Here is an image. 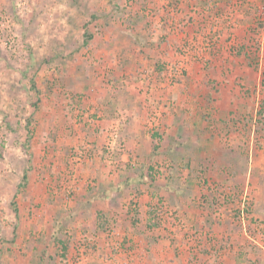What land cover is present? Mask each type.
Wrapping results in <instances>:
<instances>
[{"label":"rangeland","instance_id":"obj_1","mask_svg":"<svg viewBox=\"0 0 264 264\" xmlns=\"http://www.w3.org/2000/svg\"><path fill=\"white\" fill-rule=\"evenodd\" d=\"M251 3L258 9L250 26L257 31V43L242 54L256 72L252 86L242 75L231 82L227 79V72L238 74L240 67H229L228 59L219 62L218 31L215 37L187 36L168 56L135 46V53L160 61L156 68L144 65L125 75L134 81L137 103L148 109L145 132L158 134L159 144L134 145L122 137L123 115H116L119 120L99 131L98 98L114 100L117 80L114 75H105L102 83L97 79L94 49L98 45L111 49L109 42L118 40L121 27L131 32L125 41L136 42L133 32L141 28L145 39L149 31L160 40L154 6L146 10L138 0H0V264H118L122 252L128 253L131 264H264V218L253 210V188L259 185L264 197V170H252L251 176L248 170L252 159L264 156V26L259 24L264 25V0ZM138 9L143 18L136 17ZM234 24L227 26L232 30ZM231 38L226 54H220L226 58L238 55L235 48L241 47L236 34L230 32L228 41ZM80 86L89 89L80 90ZM178 87L181 93L184 89L195 92L188 101L200 111L198 121L206 125L203 140L207 144L194 141L183 147L198 151L203 157L198 163L193 153L174 155L173 160L160 157V138L169 132L160 118L164 108L176 106L173 94ZM224 96L234 101H223ZM145 169L150 176L144 191L115 190L128 172L140 176ZM98 170L103 174H97ZM216 171L226 176L223 181L216 178ZM177 173H183L177 177L185 187L190 184L187 179L196 180L198 204L209 201L213 224L205 238H192L194 232L183 213L171 206V198L159 195L156 186L174 181L171 176ZM104 186L114 187L111 201L125 207L117 212L131 226L125 230L100 211L98 228L80 230L74 205L80 192L93 195ZM145 192L156 197L151 209L144 208L143 202L140 205ZM213 198L220 205L219 213ZM245 206L249 210L237 213ZM147 210L157 212L152 216V222L159 221L155 228H147ZM228 218L236 231L221 235L220 223ZM116 230L126 235L111 246L94 236L100 231L118 236ZM176 240L179 246H174ZM156 250L165 256L155 255ZM225 250H230L228 255Z\"/></svg>","mask_w":264,"mask_h":264},{"label":"crops","instance_id":"obj_2","mask_svg":"<svg viewBox=\"0 0 264 264\" xmlns=\"http://www.w3.org/2000/svg\"><path fill=\"white\" fill-rule=\"evenodd\" d=\"M139 4L144 6V8L147 10L148 7L151 5L154 6L156 12V31L158 34L161 35L160 40L155 39L152 37V34L147 32L146 39L144 38L143 34H140L141 31L143 32L142 28L139 29L140 31L133 32L134 40L136 42H130L125 41L124 38H127L131 34L130 29L126 27H121V32L118 31L116 34L118 40L110 41L109 45H111V49L106 50L102 49L101 45H96V50L94 49L95 56L97 57V69L99 71L97 79L99 81H104L103 78L105 75L116 78L117 85L115 86L114 94L112 93V96L114 97V100L108 99L101 100V98H98V100L101 101L100 106L98 107L97 113L98 116H101V120H99V123L97 124L99 127V131L103 132L104 128L108 127L110 124H114L117 120L115 119L116 115H123L122 121L124 123L122 132V137L129 143H134V145H141V144H151L158 143L156 140L158 134H148L145 132L144 125L148 122V109H146V106L143 107L141 102L137 101L139 100L138 95L135 92L134 88V81H131L128 79L127 76H125L127 73L133 72L138 68L143 67L144 65L149 66L151 68H156L157 64L160 60L157 58L144 56L142 53H135L133 49L137 45L139 48L142 47V43H146L145 50L149 49L150 51H158L161 52V54H164L167 56L170 55L173 48H180V45H182L184 40H186V37L190 39L193 35H198L197 38H201L203 35L201 34H210L213 35L217 31L219 34L217 37H220V43H217V46H219V50L221 53L224 52L226 54V49H229V44L233 41V38H231L230 41H228V37L230 35V32L236 34L237 36V42L238 44L246 43V39L248 36V32L250 30V26L254 24V18L256 19V13H254V3L253 0H138ZM151 6V7H152ZM142 9L136 10V17L138 19L143 18L144 14L141 13ZM148 12V11H146ZM256 12L258 13V9H256ZM135 17V18H136ZM233 18L234 22L236 21V27H230L228 28V19ZM228 18V19H227ZM254 20V21H253ZM149 25V24H147ZM169 27V28H168ZM235 29V30H234ZM196 31V32H195ZM236 31V32H234ZM195 32V33H193ZM217 32V33H218ZM130 33V34H129ZM139 37L141 40H136ZM216 37V38H217ZM234 37V36H233ZM123 38L124 41H121ZM113 39V38H112ZM144 42H143V41ZM148 40V42H147ZM236 42V41H235ZM95 43V42H94ZM125 43V44H124ZM113 45H115L113 47ZM208 45H210L208 43ZM211 46V45H210ZM113 47V48H112ZM142 47V48H143ZM207 47V46H206ZM222 48V49H221ZM233 48V47H232ZM105 51V52H103ZM148 52V51H147ZM109 53V59L107 57V54ZM112 53V54H111ZM219 53L218 56H220L219 62H222L224 59H228L225 62L229 67L231 65L239 66L240 70H236L239 73H234L232 70L230 71L231 74H228L227 72V79L231 82L235 77L238 75H242V80L246 81L249 85H253L255 83V79L257 78L256 72H254V69L248 64V59L241 53L232 57L225 56L224 54L221 56ZM112 55L115 57L111 58ZM162 56V55H161ZM160 56V57H161ZM231 56V55H230ZM226 73V72H225ZM233 73L235 75H233ZM205 72L203 75L200 76V78H203L205 76ZM125 76V77H124ZM102 83V82H101ZM245 84V83H244ZM180 86V85H178ZM238 87V86H237ZM88 91V87L86 86H80V90ZM106 89V88H105ZM227 92L231 93L229 89L226 90ZM181 88L178 87V90H175V93L173 94V97L178 99V102L175 107L166 109L162 107L163 111L165 112V115L162 116V121H164L163 125L167 124V131L168 136H164L160 138L161 141V147L163 154L160 156H166V158H169L171 156V160H173L174 155H181L182 154H192L194 155V163H198L202 160V156L200 157L198 154V151L193 149H183V147L188 146L192 144L194 141H197L199 144L201 141H204L203 134L207 133L204 128L206 127L204 122L198 121L202 120L201 117L197 114L198 108L194 107L192 105L191 100L189 98L192 97V92L190 89H184V93H181ZM232 94V93H231ZM233 95V94H232ZM105 96V95H104ZM241 96V93H238V97ZM132 97V103L128 101ZM228 98V99H227ZM232 103L234 99H232L230 96H224L223 101L226 100ZM239 101V99H237ZM188 101V102H187ZM222 101V100H220ZM128 102V103H127ZM130 102V103H129ZM105 103V104H104ZM127 103V104H125ZM99 104V103H98ZM226 103V106L229 107L230 104ZM241 108V106H239ZM211 109V108H210ZM227 109V108H226ZM200 122V123H199ZM201 129V130H199ZM101 134V133H99ZM206 141V140H205ZM207 144V142H205ZM149 152L147 154L149 155ZM197 152V153H196ZM263 154H260L258 157V160L252 161L248 165L249 175L251 176L252 170L261 169L264 170V156ZM176 157V156H175ZM146 159L144 157H140V159ZM148 158V157H147ZM152 158V157H151ZM150 159V158H148ZM206 159V158H205ZM147 160V159H146ZM238 167L242 168L241 165H238ZM99 168V166H98ZM95 168V169H98ZM217 172L218 180L223 181L225 179V175ZM103 174L98 170L97 174L100 175ZM169 175V174H167ZM182 176L183 173H177L175 176H171L174 181L168 182L169 180H165V182H161L162 186H156L159 191L160 197H166L171 198V206L175 209L180 210V212L183 213V218L187 220V223L189 226H191V231L194 232L192 234V238L194 239H201L204 235V238L207 234V232L211 229L210 226L213 224V216L212 212L208 211V208L201 207L200 204H198L197 194L199 192L197 183L195 179H187V182L190 183L188 187H185L179 182L181 179H179L177 176ZM185 175V174H184ZM239 175V173H237ZM246 175V174H245ZM113 176V175H112ZM148 169H145L143 172L140 173V176L129 173L128 176L125 175L123 179L126 181L118 180V183L115 186V190L119 189V192H122V190H137L138 192H142L145 190V187L148 184L147 179L149 178ZM189 176L191 178L192 176L187 175L185 177ZM247 176V175H246ZM127 177V179H126ZM138 177V178H137ZM140 177V178H139ZM169 179V177H168ZM164 180V179H163ZM176 180L178 182H176ZM121 181V182H120ZM195 182V183H194ZM156 183H160L157 182ZM173 183V184H172ZM113 185V184H111ZM195 185V186H194ZM260 186L257 185L254 189V195H255V202L253 205L254 214L259 218H264V197L260 196L261 190L259 188ZM104 189V190H103ZM113 188L108 187H102V190L92 194H89L87 190H84L81 195L80 200L75 203L76 208L78 210V216L75 217L76 225L79 227L80 230H88L89 232L92 230H95L98 228L97 223V216L100 211H103L106 216H108L109 220L116 221V224H120L125 230H127L131 223H128L127 219L122 217L123 220H121V215L118 214V209L123 210L125 207H118L117 203L112 202L111 194L114 196V193H111L110 190H113ZM153 194V193H152ZM153 196V195H152ZM149 196V192H145L140 196V205L145 204L144 208L151 209L152 203H154V200L156 197ZM139 197L137 196V199ZM187 198V200H186ZM163 199V198H162ZM200 203V202H199ZM122 205V203H121ZM150 207V208H149ZM202 208V209H201ZM185 210V211H184ZM150 213V210H147V214L145 215L146 221H148V214ZM122 221L124 223H122ZM143 221H145L143 219ZM244 221V220H242ZM139 223V222H138ZM115 224V225H116ZM219 226V231L221 235L225 234L227 231V234H232L234 231H236V228L234 227L233 223L228 218L227 220L224 219ZM229 226V227H228ZM218 231V227L216 228ZM95 232V231H94ZM117 233L118 236L112 235L108 236L105 231H100V233H97V235H94L98 240H107L106 245H113L115 243V239L120 238L121 232L117 231L114 232ZM122 235H126V232H123ZM121 235V236H122ZM108 236V237H107ZM126 237V236H125ZM124 237L122 236V238ZM179 243H177V240L174 242V246H179ZM104 250V249H102ZM230 250H225L226 255L229 254ZM134 252V251H133ZM135 253V252H134ZM128 253H120L118 255L119 257L122 256V258H118V264H131V258H127ZM231 254V253H230ZM155 255H160V258L165 256L162 251H155ZM115 256V257H118ZM116 259V258H115ZM114 262H117L115 260H111ZM165 262V261H164ZM205 264V263H203ZM228 264H231L228 262ZM236 264H242L240 261H237Z\"/></svg>","mask_w":264,"mask_h":264},{"label":"trees","instance_id":"obj_3","mask_svg":"<svg viewBox=\"0 0 264 264\" xmlns=\"http://www.w3.org/2000/svg\"><path fill=\"white\" fill-rule=\"evenodd\" d=\"M228 19V18H227ZM228 21V20H227ZM259 24H260V27H263L264 25H263V21H259ZM216 36V33H214V37ZM256 36H257V31L255 30V28H250V30H249V32H248V36H247V39H246V44L245 43H243V44H240L241 45V47H239V48H235L236 50H237V53L238 54H241L242 52H244V50H247V51H249L250 49H251V47H253L257 42H256ZM91 37V36H90ZM137 39L136 40H141V38H139V37H136ZM214 39V38H213ZM210 42L212 43V46H214V43H213V40H210ZM145 44L144 43H142V47L144 46ZM246 52V51H245ZM34 105H35V103H33ZM25 178H27V176L26 175H24V179ZM215 198V197H214ZM214 198H213V201H214ZM216 199V198H215ZM208 203V205H206L205 203ZM212 203V202H211ZM212 205H213V207H214V209L219 213L220 211H221V209H220V205L218 204V202L217 203H215V201L212 203ZM200 206L201 207H204V208H206V207H210V204H209V201L207 200H203V202H201L200 203ZM246 210H249V207L248 206H245L244 208H243V210L242 209H237V213H239V214H242L243 212H246ZM155 214H157V212H153V211H150V217H149V219H150V222L148 223V227L147 228H155V226H157V224H158V222L157 221H154V222H152L153 220V218H152V216H155ZM157 217V216H156ZM158 219H162V217H158ZM138 222H137V220H134V224H137ZM223 246L224 247H226V244H223ZM220 249H223V248H220Z\"/></svg>","mask_w":264,"mask_h":264},{"label":"built area","instance_id":"obj_4","mask_svg":"<svg viewBox=\"0 0 264 264\" xmlns=\"http://www.w3.org/2000/svg\"><path fill=\"white\" fill-rule=\"evenodd\" d=\"M262 13L264 14V6L262 7ZM233 22H234V20H232V18L230 17V18L228 19V23H233ZM234 23H235L234 25H236V22H234ZM262 42H263V44H264V38H263ZM241 220H244V221H242L243 223L246 222V218L244 219V218L242 217ZM245 224H246V223H245ZM249 224H250V223H249Z\"/></svg>","mask_w":264,"mask_h":264}]
</instances>
